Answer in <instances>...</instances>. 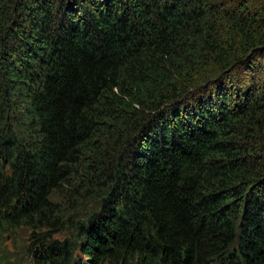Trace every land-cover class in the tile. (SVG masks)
<instances>
[{"label":"trees","instance_id":"trees-1","mask_svg":"<svg viewBox=\"0 0 264 264\" xmlns=\"http://www.w3.org/2000/svg\"><path fill=\"white\" fill-rule=\"evenodd\" d=\"M260 58L264 0H0V253L26 227L36 264H264ZM97 136L106 196L36 235Z\"/></svg>","mask_w":264,"mask_h":264},{"label":"rangeland","instance_id":"rangeland-1","mask_svg":"<svg viewBox=\"0 0 264 264\" xmlns=\"http://www.w3.org/2000/svg\"><path fill=\"white\" fill-rule=\"evenodd\" d=\"M258 66L264 69V58L258 60ZM263 73V72H262ZM246 76L248 78H246ZM256 76V72H255ZM243 77V76H242ZM264 78V73L257 79ZM244 82L249 80V75H244ZM13 85V82L11 83ZM117 91V90H115ZM9 105L8 119L12 124L19 140L27 148L35 146L37 130L35 120L28 117L22 110L23 102L20 98L10 95L7 100ZM106 110H110L106 106ZM107 123L113 122L105 119ZM103 143V148L95 150V155L90 150L85 149V155L76 165L70 166V173L60 185L53 190L51 201L57 206L56 215L58 223L55 226H48V231H37L36 235L48 233L53 239H63L76 233V223L87 219L90 213L99 207V203L106 196L104 190L105 176L102 175L104 157L109 154L112 156L115 151L110 153V144H105L103 136H97ZM89 146V143L85 148ZM92 160H91V159ZM33 228L22 227L17 230L15 237L8 236L5 243L7 254L0 253V264H36L35 251H42L40 243L35 242ZM38 260V259H37Z\"/></svg>","mask_w":264,"mask_h":264}]
</instances>
